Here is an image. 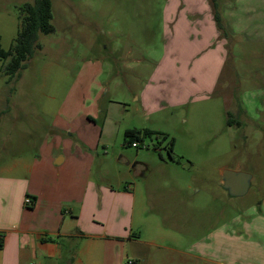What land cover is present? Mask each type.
Returning a JSON list of instances; mask_svg holds the SVG:
<instances>
[{"label":"crops","instance_id":"1","mask_svg":"<svg viewBox=\"0 0 264 264\" xmlns=\"http://www.w3.org/2000/svg\"><path fill=\"white\" fill-rule=\"evenodd\" d=\"M218 13L222 27L216 20ZM164 19L159 57L141 53L125 58L132 61L125 65L132 69L131 75L139 79L148 73L140 89H134L124 76L126 88L139 102L136 110L148 120L166 109L174 115L181 107L199 113L209 107L219 113L223 109L220 101H227L219 93L222 84L234 93V37L246 35L252 43L264 42V0H217L216 6L212 0H170ZM252 31L260 39L251 37ZM131 54L130 50L125 56ZM90 91L91 87L84 103L63 105L52 123L41 124L43 134L33 155L0 165V264H58L59 260L66 264H146L149 254L145 247H164L160 240L169 227L163 218L170 216L165 209L162 213L154 209L158 199L167 195L152 181L155 168L137 161L133 168L134 163L126 158V169H117L115 184L108 177L109 166L95 167L100 147L105 157L113 153L109 148H116L123 121L117 105L122 100H105ZM225 114L233 117L227 104ZM144 128L172 136L173 150L177 149L174 127L154 121L141 128L129 125L124 135L128 129ZM184 134L190 149L199 154L203 135L190 127L184 128ZM192 166H187L188 172ZM226 168L197 167L178 190L176 194L186 206V222L191 211L196 212L198 225L205 221L201 203L205 183L222 185ZM217 170L221 175L218 183L207 176ZM247 172L252 174L251 188L255 174ZM256 189H261L260 184ZM145 228L154 231L153 236ZM193 250L204 254L245 251L248 257L243 264H264V195L257 212L221 225L209 239L197 241Z\"/></svg>","mask_w":264,"mask_h":264},{"label":"rangeland","instance_id":"2","mask_svg":"<svg viewBox=\"0 0 264 264\" xmlns=\"http://www.w3.org/2000/svg\"><path fill=\"white\" fill-rule=\"evenodd\" d=\"M30 1L0 0V36L4 49L8 50L15 42L21 24V7ZM52 2L55 31L40 35L38 46L19 73H6L5 64L10 58L0 57V165L21 155H33L38 137L43 134L41 124L52 123L63 105L71 107L74 102L84 103L91 87L92 95L98 92L105 100H122V104L117 105L123 121L116 148H109L113 153L108 157L103 148H99L96 169L109 166L108 177L118 184L117 169H126V158L132 164L135 161L150 163L155 168L153 183L162 186L167 193L158 199L159 204H155L154 209L157 213H162V209L168 212L170 217L163 221L169 231L160 240L163 248L150 246L148 250L145 247L146 255L149 254L146 264H243L248 257L245 251L204 254L195 252L193 245L209 239L221 225H230L235 218L243 219L252 211L257 212L263 199L264 42L252 43L246 35L234 37L231 52V64L236 71L234 93L223 88L226 84L219 90L233 112L231 124H227L224 101H220L223 109L219 113L209 107L202 108L200 113L181 107L173 112L174 115L166 109L148 120L136 110L139 102L124 82L126 76L134 89H140L148 73L139 79L131 75L132 69L125 65L132 61L126 62L125 58L131 59L141 53L159 57L164 46V11L170 0ZM254 10H258L257 5ZM250 36L257 38L255 31ZM130 50L131 56H125ZM223 81L224 77L221 83ZM153 121L163 127H174L178 139L174 158L168 153L172 136L167 139L160 135L145 137L138 146L125 140V127L141 128ZM185 127L203 135L200 155L190 149ZM192 164L193 169L188 172ZM203 166L249 170L254 172L255 179L250 190L241 196L231 195L223 184H211L208 180L201 194L205 221L198 225L195 211L190 212V221L186 222V206L176 193L193 171ZM207 176L213 181L217 179V183L221 177L218 170ZM166 182L168 184L164 185ZM257 184L260 190L256 189ZM144 232L148 236L155 233L148 228ZM58 264H66V261L59 260Z\"/></svg>","mask_w":264,"mask_h":264},{"label":"trees","instance_id":"3","mask_svg":"<svg viewBox=\"0 0 264 264\" xmlns=\"http://www.w3.org/2000/svg\"><path fill=\"white\" fill-rule=\"evenodd\" d=\"M214 6L217 5V0H212ZM52 0H32L26 2L21 7L20 17L21 24L18 30V35L11 47L6 50L1 45L0 36V57L10 58V61L5 64L6 73L16 75L24 67L26 60L34 53L38 46V39L41 34H48L55 31V26L52 23ZM218 25L222 27V20L219 13L216 14ZM228 123L233 122L232 114L228 115ZM163 139L168 138V134L161 133L149 128L144 129H128L125 131V140L132 144L135 141H143L145 137L159 136ZM174 138L170 139V147L168 153L173 157Z\"/></svg>","mask_w":264,"mask_h":264},{"label":"water","instance_id":"4","mask_svg":"<svg viewBox=\"0 0 264 264\" xmlns=\"http://www.w3.org/2000/svg\"><path fill=\"white\" fill-rule=\"evenodd\" d=\"M134 163L132 167L134 168ZM223 185L231 195H244L251 185L252 174L247 171H237L230 168L223 170Z\"/></svg>","mask_w":264,"mask_h":264},{"label":"built area","instance_id":"5","mask_svg":"<svg viewBox=\"0 0 264 264\" xmlns=\"http://www.w3.org/2000/svg\"><path fill=\"white\" fill-rule=\"evenodd\" d=\"M132 144H133L134 146H138V145L140 144V141L132 142ZM26 202H27L28 204H32V201H31L29 198L26 199Z\"/></svg>","mask_w":264,"mask_h":264}]
</instances>
